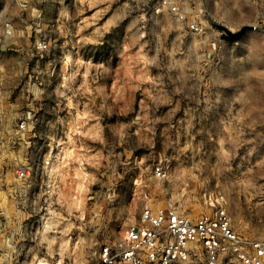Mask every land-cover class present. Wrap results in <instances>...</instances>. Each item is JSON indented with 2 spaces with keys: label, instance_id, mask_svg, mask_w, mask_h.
<instances>
[{
  "label": "rangeland",
  "instance_id": "374dc122",
  "mask_svg": "<svg viewBox=\"0 0 264 264\" xmlns=\"http://www.w3.org/2000/svg\"><path fill=\"white\" fill-rule=\"evenodd\" d=\"M157 1L0 0V264H95L168 202L264 239V0H178L201 34Z\"/></svg>",
  "mask_w": 264,
  "mask_h": 264
},
{
  "label": "built area",
  "instance_id": "2783aa9c",
  "mask_svg": "<svg viewBox=\"0 0 264 264\" xmlns=\"http://www.w3.org/2000/svg\"><path fill=\"white\" fill-rule=\"evenodd\" d=\"M157 5L185 22L191 32L205 31L204 22L189 15L178 0H158ZM6 31L11 34L10 28ZM36 46L45 50L48 43L43 38ZM24 129L25 122H22L18 131ZM31 170L24 162L16 168L20 179L27 178ZM154 176L164 180L169 171L162 164H156ZM210 205L211 211L199 215L182 210L172 202L159 207L146 205L124 238L100 246L95 264H264V239L246 241L232 224L227 209L217 202Z\"/></svg>",
  "mask_w": 264,
  "mask_h": 264
},
{
  "label": "bare ground",
  "instance_id": "6f19581e",
  "mask_svg": "<svg viewBox=\"0 0 264 264\" xmlns=\"http://www.w3.org/2000/svg\"><path fill=\"white\" fill-rule=\"evenodd\" d=\"M37 264H50V263L47 261L46 258H41V259H39V261L37 262Z\"/></svg>",
  "mask_w": 264,
  "mask_h": 264
},
{
  "label": "water",
  "instance_id": "95a60500",
  "mask_svg": "<svg viewBox=\"0 0 264 264\" xmlns=\"http://www.w3.org/2000/svg\"><path fill=\"white\" fill-rule=\"evenodd\" d=\"M230 37H231V39H233V38H234V36H233V35H231V34H230V36H226V38H227L228 40H230Z\"/></svg>",
  "mask_w": 264,
  "mask_h": 264
},
{
  "label": "crops",
  "instance_id": "0c3cea01",
  "mask_svg": "<svg viewBox=\"0 0 264 264\" xmlns=\"http://www.w3.org/2000/svg\"><path fill=\"white\" fill-rule=\"evenodd\" d=\"M195 17V16H194Z\"/></svg>",
  "mask_w": 264,
  "mask_h": 264
}]
</instances>
